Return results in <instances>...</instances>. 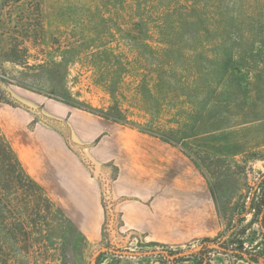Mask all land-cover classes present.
<instances>
[{"label": "rangeland", "instance_id": "rangeland-1", "mask_svg": "<svg viewBox=\"0 0 264 264\" xmlns=\"http://www.w3.org/2000/svg\"><path fill=\"white\" fill-rule=\"evenodd\" d=\"M60 104L199 153L216 230L152 242L107 204L88 240L0 157L6 226L26 230L0 236V264H264V0H0V120L48 126Z\"/></svg>", "mask_w": 264, "mask_h": 264}, {"label": "crops", "instance_id": "crops-1", "mask_svg": "<svg viewBox=\"0 0 264 264\" xmlns=\"http://www.w3.org/2000/svg\"><path fill=\"white\" fill-rule=\"evenodd\" d=\"M52 109L95 169L104 163L116 167L110 190L121 228L169 245L215 232L214 198L202 169L182 146L82 109L64 104ZM3 117L6 139L24 172L86 239H98L105 221L98 172L92 173L56 130L28 129L31 119L24 115Z\"/></svg>", "mask_w": 264, "mask_h": 264}, {"label": "trees", "instance_id": "trees-1", "mask_svg": "<svg viewBox=\"0 0 264 264\" xmlns=\"http://www.w3.org/2000/svg\"><path fill=\"white\" fill-rule=\"evenodd\" d=\"M113 120L116 121H120L119 117L117 118H112ZM43 120L45 122V124H47L48 126H50L51 128H53L54 130H56L64 139L65 143L67 144V146L72 149L83 161V163L86 165V167L93 172L94 168L92 166V164L84 157L83 155V151L81 150V147L79 145H77L76 143H74L71 139V135H70V129L68 127V125L66 124V121H61L59 119H52V118H46V119H40ZM59 125H64V128H60ZM142 131H144L143 129H141ZM147 132V131H144ZM150 133V132H147ZM151 134V133H150ZM156 136H159L161 139L172 143V144H178L175 141H173L170 137H165L162 135H157L154 134ZM184 151L186 152V154H188V156H190L192 158V160L198 164V166L202 169L203 172V159L200 158V154L199 153H193L185 148H183ZM0 157L3 159L8 158L9 159V163L12 166V172L16 171V173L21 177L26 179L27 183L30 184V186L32 187H37V185L33 182L32 179H30L26 173L24 172L20 162L18 161L16 155L14 154L12 148L10 147L9 143H7V141L4 139L3 135L0 132ZM111 167L113 169V172H111L110 175H108V171L106 170L107 167ZM116 175V167L112 166L110 163H104L102 165H100L99 167V171L97 174V178L100 184V190H101V195H102V201H103V205H104V210H105V216L107 217L108 214L106 213L107 210V204H110L109 206V211L107 210V212H109L111 215L113 214V212H115V207H114V200L112 199V195H111V190H110V186H111V182L114 179ZM11 180L8 178V175L6 174L5 177L0 178V182L3 183H9ZM12 182L9 183V185H11ZM252 207H249V209H251ZM8 209V210H7ZM11 206L8 205L7 203H5L2 199V197L0 196V236H2V234H6L7 237L9 239H11L12 237H15L17 234V232H19L21 230V232L25 233V223L22 222L21 220H17V221H13L9 224V226H6L5 222L6 218L4 215V211H9V213H11ZM117 213V212H115ZM258 222L261 226V228L263 229L262 232L264 233V218L263 216H261V218H258ZM205 241L209 240L208 237L204 238ZM167 253H171L170 251H167ZM164 254V253H162ZM197 255L198 252L196 253H191V255ZM173 262H176V259L173 260Z\"/></svg>", "mask_w": 264, "mask_h": 264}, {"label": "flooded vegetation", "instance_id": "flooded-vegetation-1", "mask_svg": "<svg viewBox=\"0 0 264 264\" xmlns=\"http://www.w3.org/2000/svg\"><path fill=\"white\" fill-rule=\"evenodd\" d=\"M259 218H261V217H259Z\"/></svg>", "mask_w": 264, "mask_h": 264}]
</instances>
